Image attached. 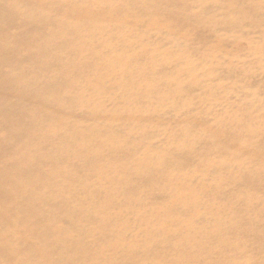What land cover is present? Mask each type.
Returning a JSON list of instances; mask_svg holds the SVG:
<instances>
[{
    "label": "bare ground",
    "instance_id": "1",
    "mask_svg": "<svg viewBox=\"0 0 264 264\" xmlns=\"http://www.w3.org/2000/svg\"><path fill=\"white\" fill-rule=\"evenodd\" d=\"M0 264H264V0H0Z\"/></svg>",
    "mask_w": 264,
    "mask_h": 264
}]
</instances>
